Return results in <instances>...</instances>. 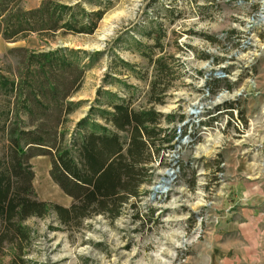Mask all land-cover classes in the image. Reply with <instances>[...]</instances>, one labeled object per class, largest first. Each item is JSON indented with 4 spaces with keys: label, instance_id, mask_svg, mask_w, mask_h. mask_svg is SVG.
<instances>
[{
    "label": "rangeland",
    "instance_id": "1",
    "mask_svg": "<svg viewBox=\"0 0 264 264\" xmlns=\"http://www.w3.org/2000/svg\"><path fill=\"white\" fill-rule=\"evenodd\" d=\"M40 1L22 0V6ZM65 2H82L87 10L102 3L108 10L92 35L57 34L46 45L36 35L15 43L0 36L2 72L16 65L11 50L17 47L100 52L72 99L81 101L67 123L72 130L101 87L127 95L126 83L136 88L135 97H148L155 74L142 53L152 45L144 38L149 32L161 36L163 54L156 49L155 56L177 60L157 110L184 120L175 126L174 149L156 159L152 183L132 200L135 208L128 204L114 221L86 220L80 229L51 231L49 217L26 221L32 231L26 264H264V0ZM115 76L121 82L111 83ZM193 109L199 114L190 115ZM30 163L37 198L68 206L70 199L49 176V157ZM170 169L175 178L161 185ZM157 185L166 193L153 190ZM247 189L257 196L242 194ZM250 209L255 219L237 232L232 225L244 218L233 212ZM9 261L0 253V264Z\"/></svg>",
    "mask_w": 264,
    "mask_h": 264
},
{
    "label": "trees",
    "instance_id": "2",
    "mask_svg": "<svg viewBox=\"0 0 264 264\" xmlns=\"http://www.w3.org/2000/svg\"><path fill=\"white\" fill-rule=\"evenodd\" d=\"M92 6L87 10L82 2L41 0L25 9L22 0H0V36L15 43L36 35L46 45L57 34L92 35L108 5ZM144 38L152 45L145 46L142 56L155 74L148 97H135L136 88L126 83L132 90L127 95L101 87L72 130L69 117L81 106L72 99L100 52L11 50L16 65L0 70V253L10 256L9 264L27 262L32 231L25 223L30 219L52 218L51 231L80 229L86 220L114 221L128 204L135 208L141 188L152 183L156 159L174 149L175 126L184 115L164 114L157 107L165 104L177 60L155 56L156 49L163 54L161 36L148 32ZM114 82H121L118 76L112 77ZM230 106L224 108L229 116ZM39 156L49 157V176L70 199L68 206L37 198L30 160Z\"/></svg>",
    "mask_w": 264,
    "mask_h": 264
},
{
    "label": "crops",
    "instance_id": "3",
    "mask_svg": "<svg viewBox=\"0 0 264 264\" xmlns=\"http://www.w3.org/2000/svg\"><path fill=\"white\" fill-rule=\"evenodd\" d=\"M242 194H247V196L249 195L250 198H255L257 196V192L252 193L248 189L245 192H243ZM241 211H243V210H241ZM233 214L235 216H243L244 219L246 217V219L245 220L243 219V221L240 220L241 219V217H240V219L238 221L234 222L232 225L233 229L235 228L237 230V232H239V231L241 232V231L249 228L250 222H252L255 219L254 216L256 215V212H255V210L250 209V210H247L246 212H244V211L243 212H233ZM244 221H246V222H244Z\"/></svg>",
    "mask_w": 264,
    "mask_h": 264
},
{
    "label": "water",
    "instance_id": "4",
    "mask_svg": "<svg viewBox=\"0 0 264 264\" xmlns=\"http://www.w3.org/2000/svg\"><path fill=\"white\" fill-rule=\"evenodd\" d=\"M198 114H199V111H191V112H190V115H193V116H196V115H198ZM185 123H186V122H184V124H185ZM182 144H183V142H182ZM177 148H179V145L177 146ZM173 172H174V171H173L172 169L167 170V171L164 173V176H170ZM174 178H175V175H174V177H173L172 179H170V181H172ZM160 181L162 182V184H165V185H168V184L170 183V181H167L165 177H162V178L160 179ZM158 187H159L158 185L155 186V187L153 188V190L158 189ZM164 190L166 191L167 189L164 188Z\"/></svg>",
    "mask_w": 264,
    "mask_h": 264
},
{
    "label": "bare ground",
    "instance_id": "5",
    "mask_svg": "<svg viewBox=\"0 0 264 264\" xmlns=\"http://www.w3.org/2000/svg\"><path fill=\"white\" fill-rule=\"evenodd\" d=\"M192 111H197V110H192ZM173 176H174V172L170 175V176H167V178L168 179H166L167 181H170V179H172L173 178ZM161 185H165V184H162V183H160ZM159 187H158V189H156V191L158 190V193H160L161 191H162V193H164L165 192V190H164V186H161L160 187V185H158ZM166 193V192H165Z\"/></svg>",
    "mask_w": 264,
    "mask_h": 264
},
{
    "label": "built area",
    "instance_id": "6",
    "mask_svg": "<svg viewBox=\"0 0 264 264\" xmlns=\"http://www.w3.org/2000/svg\"><path fill=\"white\" fill-rule=\"evenodd\" d=\"M183 125H184V123H183ZM186 137H187V136H186ZM186 137H185V138H186Z\"/></svg>",
    "mask_w": 264,
    "mask_h": 264
}]
</instances>
